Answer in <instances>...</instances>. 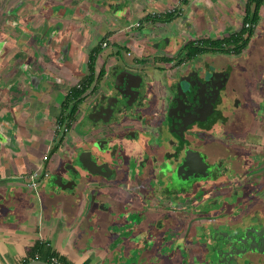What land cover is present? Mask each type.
<instances>
[{
    "label": "crops",
    "instance_id": "0c3cea01",
    "mask_svg": "<svg viewBox=\"0 0 264 264\" xmlns=\"http://www.w3.org/2000/svg\"><path fill=\"white\" fill-rule=\"evenodd\" d=\"M248 3L0 0V264H52L53 257L64 264H215L219 243L209 233L228 226L264 231V0L239 54L193 50L237 33ZM177 5L181 16L167 12ZM30 27L43 36L21 35ZM98 48L97 66L114 63L116 50H153L169 60L194 54L200 79L205 67L223 75L218 114L200 132L201 142L192 141L190 149L167 138L163 145L153 131L133 143L121 133L119 143L108 144L117 148L115 159L99 160L110 171L106 177L77 168L79 152L95 151L94 140L111 130L86 143L79 112L72 122L62 110L67 90L86 80L88 56ZM166 87L155 86V102L145 99L155 111L170 97ZM154 139L158 149L144 153ZM171 145L182 162L189 153L198 174L211 167L216 178H190L198 181L189 190L180 183L167 188L164 175L174 164L162 154ZM71 166L78 171L74 180ZM212 199L218 206L205 207ZM237 264H264V251L248 252Z\"/></svg>",
    "mask_w": 264,
    "mask_h": 264
},
{
    "label": "flooded vegetation",
    "instance_id": "af4514ba",
    "mask_svg": "<svg viewBox=\"0 0 264 264\" xmlns=\"http://www.w3.org/2000/svg\"><path fill=\"white\" fill-rule=\"evenodd\" d=\"M104 47H107V43L101 44V48ZM102 50L98 48L89 54L86 80H81L80 84L70 86L62 103V110L67 115L68 111L64 109L67 106V95L73 89L83 90L82 101L76 113L79 112V117L82 118L80 121L82 126L87 127L85 129L86 143L92 134L101 133L103 129L111 128L108 138H98L94 142L99 141L100 145L103 142L109 144L110 140L114 139L117 140L116 143H119L118 136L123 133L122 135L126 137L125 141L130 139L133 143H138L141 141V133L151 134L154 131L155 136L163 145L168 138V142L171 144L179 140L182 141L179 146L184 144L190 148L189 144L196 140L201 131H208L210 120L215 114H218L214 107L222 94V88L219 89L218 87L224 79L223 75H215L203 67L202 70H206L204 71L205 77L200 79L197 73L201 68L198 64L199 59L193 55L185 54L183 57L169 60L165 56L153 53V50L138 53L130 49L116 50L114 63H106L105 65L103 62L97 66L96 60L101 56ZM91 57H95L93 65L90 63ZM153 71L161 75H159V79L151 76ZM159 84H162L163 87L167 85L166 88L170 91V97L166 100L163 110L161 108L162 111H155L150 102H155L156 98L152 95L156 90L155 86ZM179 90L187 91L188 95H181ZM150 91H152L151 95H149ZM145 99L152 101L146 103ZM137 109H141L143 112L135 114L134 111ZM74 118L75 115L72 122ZM66 122L67 125L71 124V121ZM68 129L65 127L64 132ZM118 129L121 130L118 131ZM91 146L94 147V144L92 143ZM157 146L156 139H154L147 148H144V153L146 149L147 152L156 151ZM170 148L169 152L162 154L166 162L170 161L174 164L172 171L164 175L168 181L166 187H177L176 183H180L185 184L184 189L189 190L198 180L193 182L188 180L191 176L198 175V172L191 166L183 175L176 174V170L182 164V159H180L182 153L178 147L172 146ZM95 151L91 152L97 156L98 153ZM206 174V178L215 179L217 171L210 167L206 170ZM174 190L173 188L171 193ZM178 190L180 192L182 189L179 188ZM215 204L218 206L217 200L212 199L204 206L214 207ZM227 229L245 231V247L239 244L240 242L237 244L234 242L229 244V248L224 252L220 251V254L224 253L222 258L225 260L232 257L231 264H237V261L246 254L245 248H248L249 252L257 253L260 245L264 242V231L262 232L259 227L252 226L243 229L228 226ZM228 230L220 229V231L209 233L207 237L215 245L217 243L222 244L221 241L226 240L224 236L227 238L229 236ZM212 252V257H216L214 251ZM229 253H233V255L231 256ZM215 264L217 263L215 262Z\"/></svg>",
    "mask_w": 264,
    "mask_h": 264
},
{
    "label": "water",
    "instance_id": "95a60500",
    "mask_svg": "<svg viewBox=\"0 0 264 264\" xmlns=\"http://www.w3.org/2000/svg\"><path fill=\"white\" fill-rule=\"evenodd\" d=\"M120 2V1H119ZM111 4L110 5H107V8H110ZM55 16V13L53 14ZM58 16H60V13H58ZM26 24H24L23 26H25ZM29 26L32 25V22L29 21ZM35 25H33L34 27ZM33 27L31 28H25V31H21V35L22 34H25V35H32L33 37L35 36H38L39 33H41L42 35V32L40 31L39 28L35 27V29H33ZM17 28V27H16ZM57 32H55V29H53V33L50 31L49 34H51V36H49V39H51L54 35H56ZM43 36V35H42ZM40 40H43V42L47 45L48 44V41L46 39H41ZM3 41V40H2ZM0 41V47L2 46L3 42ZM179 93H181V95L183 96H187L188 93L187 91L185 90H179ZM86 137V132H83V139ZM100 142L99 141H96L94 142V147L97 149L96 150V153H100V156H95L94 154H91L90 152H87L86 150H81L79 152V155H78V158L75 157V162H76V165L77 168L83 170V171H87L88 173L92 174V175H102L103 177H106L107 176V173H110L109 172H105V168L104 166H106V164H102V163H99V160H102V156L103 155H106V156H109V158L111 159H115L116 155H117V148H112L111 146H108L107 142H103V146L99 144ZM194 154V153H192ZM194 164H196L195 160L192 159V157L189 156V153L186 154L181 166L176 170V174H181L183 175L185 173V171L190 168L191 166H193ZM71 169V171H73L72 173L73 174V180L76 179V175L78 173L77 169H75L74 167H69ZM195 166H194V170H195ZM206 176V173H205V170H203L201 172V174H198V175H194V176H191L190 178L192 180H195V179H204ZM189 178V179H190ZM60 180V178H59ZM66 184H62V187H65ZM218 246V245H217ZM216 246V247H217ZM221 247V248H219ZM225 250V246H224V243L222 244H219L218 248L214 250V254L216 255V258L219 260V258H222V254L224 253H221L220 254V251L224 252ZM259 252H263L264 251V242L260 245V248L258 250ZM231 256L233 255V253H229ZM232 257L228 258L227 260H225L224 258L220 259V261H217V264H227L228 262H232ZM36 264H39V263H36Z\"/></svg>",
    "mask_w": 264,
    "mask_h": 264
},
{
    "label": "trees",
    "instance_id": "16d2710c",
    "mask_svg": "<svg viewBox=\"0 0 264 264\" xmlns=\"http://www.w3.org/2000/svg\"><path fill=\"white\" fill-rule=\"evenodd\" d=\"M263 0H249L248 5L246 6V17L244 19V23L242 24V28L235 34L227 37L222 38L220 40L210 41L206 44L205 41H202V45L199 47L193 48L196 52H209L212 50L213 52L217 53H233L239 54L242 49H245L248 44L250 43L251 38L253 37V27L256 25L258 19V11L262 4ZM254 4V7L249 10L250 6ZM246 25H248L246 27ZM194 55V54H192ZM95 61V57L90 58V63L93 65ZM82 91H78L73 89L70 91V94L67 95L66 104L67 106L64 107L67 113L68 118H73L79 104L82 101Z\"/></svg>",
    "mask_w": 264,
    "mask_h": 264
},
{
    "label": "rangeland",
    "instance_id": "374dc122",
    "mask_svg": "<svg viewBox=\"0 0 264 264\" xmlns=\"http://www.w3.org/2000/svg\"><path fill=\"white\" fill-rule=\"evenodd\" d=\"M133 22H135V21H133ZM2 28V27H1ZM200 139L201 138H199V136H197V138H196V142H197V144L199 143L198 141H200ZM201 142V141H200ZM262 228H264V227H262ZM256 230V229H255ZM228 238L227 237H225L224 236V238L226 239L225 241H221L222 243H229V244H232V243H239V244H241V245H243V247H245V245H244V237H245V231H241V230H239V229H234V230H228ZM250 250L248 249V248H245L244 249V252L245 253H248ZM259 252V251H258Z\"/></svg>",
    "mask_w": 264,
    "mask_h": 264
},
{
    "label": "built area",
    "instance_id": "2783aa9c",
    "mask_svg": "<svg viewBox=\"0 0 264 264\" xmlns=\"http://www.w3.org/2000/svg\"><path fill=\"white\" fill-rule=\"evenodd\" d=\"M184 1H187V0H178V3L180 4V3L184 2ZM167 12H168V13H175V14H177L178 16H181V15H182V12L179 10L178 5L172 7L171 9H168ZM247 26H248V25H246V27H247ZM51 262H52V264H64V263H62L61 261H59L58 259H56L55 257H53V258L51 259Z\"/></svg>",
    "mask_w": 264,
    "mask_h": 264
}]
</instances>
